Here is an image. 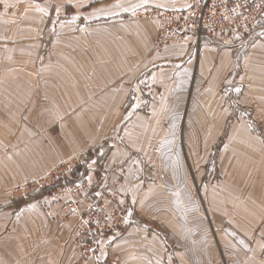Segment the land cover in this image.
I'll list each match as a JSON object with an SVG mask.
<instances>
[{
    "label": "rangeland",
    "instance_id": "obj_1",
    "mask_svg": "<svg viewBox=\"0 0 264 264\" xmlns=\"http://www.w3.org/2000/svg\"><path fill=\"white\" fill-rule=\"evenodd\" d=\"M38 2L0 0V264L42 260L32 242L22 246V238L39 240L38 233L28 236L17 231L14 235L8 230L10 237L7 234L8 221L30 200L38 201L43 212L62 205L68 216L79 218L74 231L80 259L85 261L95 258L102 241L118 240L130 227L146 224L136 209L148 206L157 214L175 210L180 222L189 218V224L201 225L200 236L208 238L211 206L207 208L203 195L216 189L220 194L212 208L218 206L235 216L224 230L242 249L247 248L234 221L246 219L242 205L246 203L243 211L248 215L252 195L259 197L263 191L264 119L256 117V106L236 102L242 95L241 84L228 83L221 89L230 104L225 121L220 116L221 120L210 118L215 104L210 95L217 93L195 87L196 71L185 69L173 83L161 86H148L150 80L143 75L124 105L104 109L95 96L102 100L115 96L109 86L123 69L119 53L114 54L119 40L124 48L121 20L77 23L71 5ZM36 5L46 9L47 15L38 12ZM167 11L145 8L130 16L156 22L155 49L182 41L169 37L162 41L166 23L161 14ZM72 17L77 27L70 26ZM206 37L208 41L225 38L226 44L233 39L224 34L201 39ZM126 59L131 66L138 55ZM119 115L120 119L112 118ZM130 115L131 119L123 118ZM119 147L140 151L135 168L128 165L131 156L126 162L112 157L111 151ZM55 170L62 177L55 186L37 184L51 179ZM126 176L131 184L123 193ZM31 183H36L34 188ZM58 190L65 194L58 195ZM155 221L167 245V231L160 229H165V222ZM232 250L224 249L223 255L242 254L237 248Z\"/></svg>",
    "mask_w": 264,
    "mask_h": 264
},
{
    "label": "crops",
    "instance_id": "obj_2",
    "mask_svg": "<svg viewBox=\"0 0 264 264\" xmlns=\"http://www.w3.org/2000/svg\"><path fill=\"white\" fill-rule=\"evenodd\" d=\"M190 1L54 0L59 6L71 5L72 9L77 12V23L80 21L87 23L98 20L111 21L114 18L121 20L119 25L120 38H123L121 41L124 43V48H131L133 51L127 52L119 40L120 47L114 54L119 53L118 60L122 63L123 69L120 75L113 77L114 81L109 86L113 88L115 96L109 95L103 100L100 95L95 96V98H100L104 109L111 104L124 105L128 101L131 90L138 87V81L143 75H147L150 80L148 86H161L173 83L176 75L185 69L196 71L195 81L198 85L194 83L195 87L200 85L205 87V90L208 89L209 93H217V95H210V102L215 103L214 107L212 106L213 115L210 118L224 121L228 119L231 112L227 107L230 104L228 105L225 96L221 94V89L228 83L231 85L240 83L242 95L236 102L242 106H256V117L259 115V119H264V11L254 27V37L251 40L233 36V39L231 41L228 39L229 42L226 44L225 38L208 41L206 37L196 43L193 37L187 36L179 43L162 49L154 48L156 22L153 19L130 18L134 12L145 8L168 11L185 9L190 5ZM77 25L72 17L70 26L77 27ZM115 36L117 39L119 35ZM134 54L138 55V59L136 63L128 66L126 57ZM107 86L108 84L103 85V87ZM139 94L141 95V92ZM138 100L139 98L136 99L135 104ZM149 106L152 105L149 104ZM102 114H105V111ZM120 117L122 116H112L115 119H120ZM132 117L130 115L123 118L131 119ZM222 129L219 134L222 133ZM261 150L263 149L260 148ZM139 152L137 149L123 150L119 147L113 149L110 154L115 159H124V162L131 156L128 165L135 168L137 165L135 157ZM200 170L204 175V169ZM125 180L127 182H124L123 193H126L125 189L128 184H131V178L126 176ZM204 194L207 208L211 206L209 217L212 226L208 238L205 235L200 236L201 225L189 224L187 222L189 218L186 222L184 220L180 222L179 214L175 210L173 213L167 210L165 214H157V212H152V207L148 206L142 211L136 209L139 219L146 221V224L140 223L135 227H130L118 240L102 241V247L95 258L84 261L80 259L78 235L74 231L79 218L74 215L68 216L62 205H55L49 213L46 211L45 213L36 200L22 204L19 213L14 215L12 221H8L7 234L8 230H12L13 233L22 231L23 235L28 236L38 233L39 240L32 238L30 240L26 236L22 238L23 247H25V241H30L32 242L31 247L39 249L36 255L39 256V260L41 258L42 260L38 264H100L99 262L106 264L107 261L109 264H223L224 262L226 264H264L261 247L264 244V187L263 191L258 193L259 197L255 198L252 195L249 204L251 212L248 215L243 211L247 209L246 203L242 205V215L246 219L242 222L234 221L236 230L248 243L247 248L243 249L224 230L226 223H229L230 219H235V216L230 217L232 213L228 211L224 213L216 208L218 206L212 208L215 206L213 200L220 193L215 189L209 194L206 192ZM32 205L35 207H31ZM235 210L238 212L236 205ZM155 219L165 222V229L163 226L160 229L167 231V245L163 236L158 235L156 231L158 224ZM202 228L205 233L206 226ZM8 236L10 237L9 234ZM233 248L239 249L242 254L239 255L235 251V255H223L224 249L233 251ZM224 257L229 258L230 261H225Z\"/></svg>",
    "mask_w": 264,
    "mask_h": 264
},
{
    "label": "built area",
    "instance_id": "obj_3",
    "mask_svg": "<svg viewBox=\"0 0 264 264\" xmlns=\"http://www.w3.org/2000/svg\"><path fill=\"white\" fill-rule=\"evenodd\" d=\"M263 11L264 0H192L187 9L161 14L162 21L166 23L161 34L162 41L167 40L168 37L179 41L190 35L199 41L204 35L212 37L218 34L251 40L254 37V27ZM212 12L217 13L213 16ZM151 13L156 16L155 11ZM217 16L223 21H219ZM61 179L62 177L59 178L55 170L51 179L36 182H39L37 184L40 187H44L41 183L55 186ZM35 184L31 183L32 188ZM21 186L29 189L27 185ZM57 194L65 193L58 190ZM59 202L61 201L57 203ZM92 221L94 223V218Z\"/></svg>",
    "mask_w": 264,
    "mask_h": 264
},
{
    "label": "snow or ice",
    "instance_id": "obj_4",
    "mask_svg": "<svg viewBox=\"0 0 264 264\" xmlns=\"http://www.w3.org/2000/svg\"><path fill=\"white\" fill-rule=\"evenodd\" d=\"M116 7H120V5H116ZM36 10L38 12L43 13L44 15H47V10L44 9V8L39 7V5H36ZM57 11H59V9H57ZM236 91H239V89H236ZM31 207H35V206L32 205ZM73 211H75V210H73ZM261 247L264 248V244H262Z\"/></svg>",
    "mask_w": 264,
    "mask_h": 264
}]
</instances>
